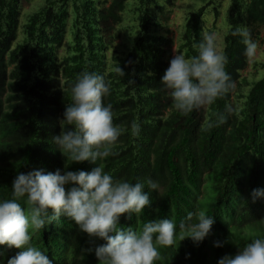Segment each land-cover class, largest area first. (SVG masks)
Wrapping results in <instances>:
<instances>
[{
  "label": "trees",
  "instance_id": "trees-1",
  "mask_svg": "<svg viewBox=\"0 0 264 264\" xmlns=\"http://www.w3.org/2000/svg\"><path fill=\"white\" fill-rule=\"evenodd\" d=\"M171 1H136L131 44L109 65L106 51L120 36L117 26L126 0H48L28 16L22 41H16L21 0H0V198L11 196L19 172L90 171L96 166L72 162L65 169L66 158L53 141L71 102V86L81 72H95L110 83L104 103L112 105L114 123L128 127L113 149L115 155L107 158L105 171L129 182L151 179L159 187V192L150 191L152 202L144 212L131 218L121 215L120 227L142 228L148 220L166 217L179 226L187 212L205 209L215 217L211 234L198 245L186 238L161 247L157 264H217L224 255L234 256L252 235H264V198L253 202L250 195L264 188V77L252 84L238 113L223 123L217 122V113H224L226 105L235 108L230 101L235 89L186 115L171 110L160 79L175 55L173 40L160 32L164 25L157 15ZM203 10L188 14L177 53L197 54L193 45L202 41ZM239 25L260 39L264 0H231L222 51L235 84L250 59L241 38L231 35ZM68 26L73 37L60 56ZM119 66L124 75L116 71ZM58 75L63 79L60 87ZM132 122L140 124L139 136L131 134ZM217 241L221 247L214 246ZM32 242L54 264H98L94 251L87 250L105 243L63 215L34 232ZM18 251L0 245L6 262Z\"/></svg>",
  "mask_w": 264,
  "mask_h": 264
},
{
  "label": "clouds",
  "instance_id": "clouds-1",
  "mask_svg": "<svg viewBox=\"0 0 264 264\" xmlns=\"http://www.w3.org/2000/svg\"><path fill=\"white\" fill-rule=\"evenodd\" d=\"M231 35L241 38L245 56L256 55L258 41L248 26H237ZM218 41L215 31H204L202 41L193 45L197 54L187 57L178 52L170 59L160 83L171 100V110L186 115L215 104L235 89L226 71L228 56ZM116 71L124 75L120 66ZM70 91L71 102L58 121L61 131L53 136L54 144L66 158L65 169L72 162L88 161L96 166L90 171L36 169L16 175L11 196L0 198V245L19 251L7 262L0 255V264H54L47 252L32 242V235L61 215L90 237L105 241L87 250L94 251L98 264H157L162 259L161 247H173L186 238L197 245L203 242L215 223V217L205 209L187 212L179 226L166 217L148 220L142 228L120 227L121 215L138 216L150 206V191L159 192L158 183L140 178L129 182L105 171L119 137L128 131V127L114 123L112 105L104 103L110 95L105 77L83 71ZM234 112L238 109L226 105L224 113H217V122H225ZM130 132L139 136L140 124L132 122ZM67 185L71 187L66 189ZM250 195L253 202L264 198V188L253 189ZM249 235L244 233L245 238ZM214 246L222 244L217 241ZM217 264H264V235H252L249 242L238 246L234 256L224 255Z\"/></svg>",
  "mask_w": 264,
  "mask_h": 264
},
{
  "label": "rangeland",
  "instance_id": "rangeland-1",
  "mask_svg": "<svg viewBox=\"0 0 264 264\" xmlns=\"http://www.w3.org/2000/svg\"><path fill=\"white\" fill-rule=\"evenodd\" d=\"M48 0H21L19 5L18 15V34L16 41H22L24 35L22 33V26L27 20L28 16L41 8ZM104 1V0H102ZM108 2L110 0H107ZM137 0H126L125 9L122 14V21L117 26L121 32L118 39H116L106 51V63L112 65L113 57L125 52L131 44L133 35L136 32V13L135 4ZM172 0L171 3H164V13H157L161 19L164 28H160V32L166 37L173 40L172 51L177 54L180 37L184 31V24L190 12L196 11L204 6L203 22L201 27L204 31H215L219 36V45L223 49V36L228 25V10L231 0ZM217 13L215 14V9ZM167 16V19L165 18ZM72 30L70 26L67 28L65 40L62 47L59 49V55L62 56L68 49L72 40ZM258 50L254 57L248 60L246 67L240 72V78L235 84V90L232 93L231 103L234 107L240 109L242 103L245 101L248 90L252 84L264 77V27L259 34ZM9 70V69H8ZM7 70V71H8ZM58 86H62L63 79L60 75Z\"/></svg>",
  "mask_w": 264,
  "mask_h": 264
}]
</instances>
